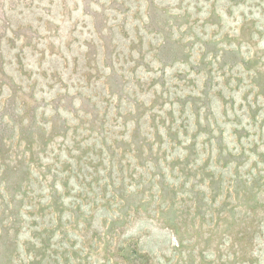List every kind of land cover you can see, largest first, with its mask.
I'll return each instance as SVG.
<instances>
[{
	"label": "rangeland",
	"instance_id": "obj_1",
	"mask_svg": "<svg viewBox=\"0 0 264 264\" xmlns=\"http://www.w3.org/2000/svg\"><path fill=\"white\" fill-rule=\"evenodd\" d=\"M0 264H264V0H0Z\"/></svg>",
	"mask_w": 264,
	"mask_h": 264
}]
</instances>
